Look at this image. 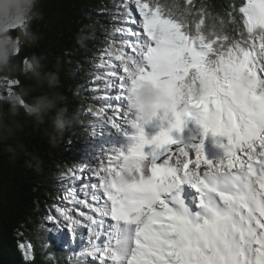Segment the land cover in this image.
Instances as JSON below:
<instances>
[{"label":"snow or ice","instance_id":"snow-or-ice-1","mask_svg":"<svg viewBox=\"0 0 264 264\" xmlns=\"http://www.w3.org/2000/svg\"><path fill=\"white\" fill-rule=\"evenodd\" d=\"M118 9L124 39L101 53L107 71L95 77L106 103L87 112L127 145L67 168V206L49 208L45 231L81 234L72 264H264V0L222 13L194 0ZM145 77L175 101L163 105L168 126L150 137L122 106L129 82ZM189 121L223 138L222 156L209 159L203 139L174 137ZM18 246L34 264L35 245Z\"/></svg>","mask_w":264,"mask_h":264},{"label":"trees","instance_id":"trees-1","mask_svg":"<svg viewBox=\"0 0 264 264\" xmlns=\"http://www.w3.org/2000/svg\"><path fill=\"white\" fill-rule=\"evenodd\" d=\"M53 1L39 0L40 18L31 24L37 40L32 46L22 47L18 51L17 62L32 54L41 55L49 45L51 56L46 59L47 67L54 69L59 65L62 90L69 97L70 111H78L79 122L67 128L59 148L50 147L44 129L34 127L22 113L12 121L15 128L13 134H0V187L7 190V195L3 189L0 190V264H26L24 255L17 248L21 240H30L35 245L34 264H62L56 254L50 259L46 258V248L36 237L53 202L51 196L55 197L61 188L66 187L62 174L69 166H77L85 159H76V155L88 141L85 138V122L90 123L92 118L88 116V121L82 114L85 108L91 105L96 108L103 101L101 92L93 87L98 85L94 76L101 75L100 70L93 73V63L100 62L101 53L110 43L118 47L115 41H122L119 33L114 32L122 22L119 18L114 19L118 12H123V9H118V5L122 4L120 0H57L56 8L51 5ZM194 2L203 3L213 13H222L229 5L238 6V0ZM51 22L55 24L53 36L50 35L53 33ZM45 23H48L46 30ZM78 32L90 34L84 48L76 44ZM9 77L16 81L13 91L19 92L22 85L30 84L19 71ZM0 95L6 94L2 92ZM88 100H94V105ZM4 107L6 109L7 105ZM9 148L15 150V156ZM32 155L43 161L40 171L28 166ZM18 169L23 170L20 172L22 176L17 179L15 171ZM56 172L61 174L62 180L54 178Z\"/></svg>","mask_w":264,"mask_h":264},{"label":"clouds","instance_id":"clouds-1","mask_svg":"<svg viewBox=\"0 0 264 264\" xmlns=\"http://www.w3.org/2000/svg\"><path fill=\"white\" fill-rule=\"evenodd\" d=\"M38 18L39 0H0V79H6L19 71L30 82L27 86L22 85L19 92L0 95V134H13L15 128L12 121L22 113L34 127L44 129L50 147L59 148L67 128L79 122L78 111H70L69 97L62 90L59 65L49 69L47 58L36 54L17 62L18 50L32 46L37 40L31 24ZM89 39V33L76 34V44L81 48L86 47ZM247 84L245 81V86ZM126 100L128 110L137 114L145 125L151 124L158 114L164 113L163 105H175L174 100L164 95L161 86L147 77L138 78L128 85ZM8 150L15 156L14 149ZM42 163L38 156L32 155L28 166L40 171ZM52 206L53 202L46 215ZM56 256L61 263L62 257Z\"/></svg>","mask_w":264,"mask_h":264},{"label":"rangeland","instance_id":"rangeland-1","mask_svg":"<svg viewBox=\"0 0 264 264\" xmlns=\"http://www.w3.org/2000/svg\"><path fill=\"white\" fill-rule=\"evenodd\" d=\"M57 3H58L57 0H54L53 1V4H51V5H53V7L56 8ZM52 24H53V26H52L53 33L50 34L51 36H53L55 34V32H54L55 31L54 30L55 24L54 23H52ZM47 26H48V23H45V25H44L45 30L47 29ZM41 37H42V35L40 36V38ZM41 40H42V38H41ZM54 40H56V38ZM48 42H51V41H48ZM55 44L58 47L59 44L56 43V41H55ZM43 50L44 51H43L42 54L45 55V57L47 59H49L50 56H51V48H50V46L49 45H46V47ZM127 51H129V50H127ZM94 64L95 63H93V66H94ZM10 79L11 78L9 76L6 79H0V93L4 92L7 95V93L9 92V89H11V91H13L12 90V85L14 86L15 84H10L9 82L10 81H13V80H10ZM88 101H90V100H88ZM84 110L85 111H83V114H85L86 116H88L89 113L87 112V109L85 108ZM87 154H88L87 147L83 145V146H81L80 151L77 153L76 159H80L81 157L83 158V156H86ZM73 162H76V161L74 160ZM6 169H10V168H6ZM22 170L23 169H18L17 171H15V176H17V179L22 176L20 174V172ZM54 178L56 180H62L61 174H59L58 172L55 173ZM2 184H4V183H2ZM1 189H3V193H5V195H7V190L5 189V187L1 186L0 187V190ZM62 190H64V188H61L60 189V193H56L54 195L55 197L51 196V199L53 200V205H57L58 203H59V205H61L62 203L66 205V202L63 201V194H61ZM3 193H1V194H3ZM38 236H39V238H38ZM38 236L36 237V240L37 239L41 240V242L45 245V248L48 247V250L49 251L45 249V252H44V254H45V256H46L47 259L52 258L55 255V253H57V251H55L53 253L51 252V250H56V248L58 249V246H59L58 244H60L59 241L58 240H55V239H60V240L62 239L66 243L68 242L69 239H71V237H69V234L67 232L63 231V228L55 229L54 230V233H53V231H50L49 233H47L45 231V228L43 226L41 227L40 232L38 233ZM47 240H48V242H49L50 245L47 244Z\"/></svg>","mask_w":264,"mask_h":264},{"label":"bare ground","instance_id":"bare-ground-1","mask_svg":"<svg viewBox=\"0 0 264 264\" xmlns=\"http://www.w3.org/2000/svg\"><path fill=\"white\" fill-rule=\"evenodd\" d=\"M59 39H60V38H59ZM102 103H104V104H105V102H102ZM64 257H65L64 261H65L66 259H68V258H69V256H68L67 254H64Z\"/></svg>","mask_w":264,"mask_h":264}]
</instances>
